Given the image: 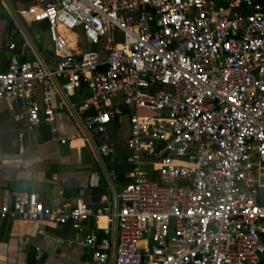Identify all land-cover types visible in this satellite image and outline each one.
<instances>
[{
	"label": "built area",
	"instance_id": "built-area-1",
	"mask_svg": "<svg viewBox=\"0 0 264 264\" xmlns=\"http://www.w3.org/2000/svg\"><path fill=\"white\" fill-rule=\"evenodd\" d=\"M18 14L46 24L51 55L44 67L12 54L0 101L26 98V133L51 121L54 79L85 87L75 108L92 132L128 108L130 170L115 213L18 191L0 217L82 230L115 216L113 264H264V0H47ZM106 234L97 224L77 242L95 264L110 259Z\"/></svg>",
	"mask_w": 264,
	"mask_h": 264
},
{
	"label": "crops",
	"instance_id": "crops-1",
	"mask_svg": "<svg viewBox=\"0 0 264 264\" xmlns=\"http://www.w3.org/2000/svg\"><path fill=\"white\" fill-rule=\"evenodd\" d=\"M46 2L0 0V71L7 68L12 54L21 61L48 66L51 44L46 24L26 22L18 14L20 9ZM11 43L15 44L13 49L9 48ZM62 82L54 79L52 119L42 122L37 132L23 131L26 98H19L13 105L0 101V208L11 207L15 192L29 191L53 209L83 203L91 209L105 207L115 213L118 192L129 180L128 114H118L115 120L112 117L105 132H92L85 125L84 114L75 108L87 92L79 89L69 95L62 89ZM31 99L42 106L40 86ZM123 116L128 120L122 121ZM63 138L65 143L60 142ZM100 145H113L115 151L103 157L97 150ZM143 165L149 169L151 161L145 157ZM113 218H100L98 223L90 218L79 230L69 223L0 217V264H95L90 249L77 242L97 224L108 227L104 237L111 259L118 239Z\"/></svg>",
	"mask_w": 264,
	"mask_h": 264
},
{
	"label": "water",
	"instance_id": "water-1",
	"mask_svg": "<svg viewBox=\"0 0 264 264\" xmlns=\"http://www.w3.org/2000/svg\"><path fill=\"white\" fill-rule=\"evenodd\" d=\"M15 18H16V20L18 19L17 16ZM51 48H52V46L49 45V48L48 49H51ZM121 113L128 114L129 113L128 108H126V107L123 108L122 106H115V108H114V116H113L114 120L116 119V116L118 114H121ZM113 220H114V223H113L114 224V227L116 228L115 216H114ZM113 260H114V253L111 255L110 264L113 263Z\"/></svg>",
	"mask_w": 264,
	"mask_h": 264
},
{
	"label": "trees",
	"instance_id": "trees-1",
	"mask_svg": "<svg viewBox=\"0 0 264 264\" xmlns=\"http://www.w3.org/2000/svg\"><path fill=\"white\" fill-rule=\"evenodd\" d=\"M79 44H80V46H81L84 50L87 49V48H93V49H97V48H98V46H88L87 44L84 43L83 39H81V40L79 41ZM81 89L84 90L85 87L82 86ZM99 237H100V236H99Z\"/></svg>",
	"mask_w": 264,
	"mask_h": 264
},
{
	"label": "rangeland",
	"instance_id": "rangeland-1",
	"mask_svg": "<svg viewBox=\"0 0 264 264\" xmlns=\"http://www.w3.org/2000/svg\"><path fill=\"white\" fill-rule=\"evenodd\" d=\"M127 120H128L127 117H125V116L122 117V121H127Z\"/></svg>",
	"mask_w": 264,
	"mask_h": 264
}]
</instances>
